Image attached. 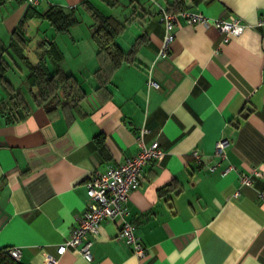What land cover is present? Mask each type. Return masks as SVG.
<instances>
[{"label": "crops", "instance_id": "crops-1", "mask_svg": "<svg viewBox=\"0 0 264 264\" xmlns=\"http://www.w3.org/2000/svg\"><path fill=\"white\" fill-rule=\"evenodd\" d=\"M171 1L0 0V55L9 63L12 58L7 70L18 67L31 97L21 92L30 111L20 120L0 110V248L20 246L21 263L48 264L51 253L56 264H264V175L241 182L256 166L264 173V22L257 23L264 20V0H185L209 22L180 20L169 54L160 57V8ZM88 3L112 16L123 5L124 16L114 17L126 27L116 40L126 51L136 46L135 60L107 75L98 71L108 61L97 57ZM53 4L85 10L90 18L87 26L79 17L61 32L47 20L51 26L38 43H57L61 66L86 92L76 106L49 112L33 99L29 67L16 63L9 45L25 15L29 40L28 21L42 20L38 13ZM231 15L248 25L224 43L215 19ZM149 77L158 85H148ZM8 96L1 94L0 104ZM143 125L145 142L157 140L165 151L145 165V179L126 203L147 253L137 256L118 237V220H103L89 236L91 259L73 247L59 255L58 245L87 208L86 179L134 154ZM222 137L225 158L214 154Z\"/></svg>", "mask_w": 264, "mask_h": 264}, {"label": "built area", "instance_id": "built-area-1", "mask_svg": "<svg viewBox=\"0 0 264 264\" xmlns=\"http://www.w3.org/2000/svg\"><path fill=\"white\" fill-rule=\"evenodd\" d=\"M40 0H27L29 5H35ZM160 20L164 24L165 34L162 42L159 56H167L171 49V44L175 39V27L184 20L187 23H207L209 17L203 12L190 11L183 9L179 11L168 10L167 7L160 8ZM264 20L259 19L258 24ZM215 24L224 34L223 42H228L232 36L241 34L248 24L236 15L229 18H217ZM148 85H158V83L149 77ZM149 129L143 125L140 127L138 137V150L128 156L123 162L109 166L105 170H95L91 172L85 181L86 192L88 195L87 208L78 218L77 224L71 229L68 238L58 245L57 252L63 254L68 247L76 248L87 259L92 258L91 245L93 240L90 234L99 232L100 224L103 220H118V237L129 244L137 256H144L147 253V246L136 233V224L128 219L126 203L128 194L131 190L139 187L145 179V165L152 159L162 158L165 154L164 149L157 140L150 144L145 142V134ZM228 140L220 138L215 144L214 154L221 158L226 157V146ZM193 154L199 161L203 160V154L195 148ZM216 165L210 168L213 170ZM232 166L225 169L227 172ZM264 173L258 166L254 167L249 174L241 175L242 183H250L254 176H263ZM239 191L237 192V194ZM259 196L264 198V188L260 190ZM8 253L14 259H20L22 250L20 246L7 247ZM48 264H56L58 256L51 253L46 254Z\"/></svg>", "mask_w": 264, "mask_h": 264}, {"label": "trees", "instance_id": "trees-1", "mask_svg": "<svg viewBox=\"0 0 264 264\" xmlns=\"http://www.w3.org/2000/svg\"><path fill=\"white\" fill-rule=\"evenodd\" d=\"M196 3L203 0H194ZM88 11L94 20L93 38L97 43V57L106 66L101 65L98 71L106 70L104 75L109 74L119 67L124 61H134L136 46L126 51L117 42V36L126 27L124 20H119L112 15H106L90 3L87 4ZM185 0H173L169 2L167 9L179 11L187 9ZM39 17L48 20L55 30L67 31L78 23L79 17L74 9L67 10L60 5H50V7L38 13ZM25 15L20 20L18 26L13 31L10 42V49L22 59L29 67L28 82L31 85L32 97L37 104L44 105L49 112L57 110L59 107L66 109L71 105L76 106L85 96L86 92L82 88L79 80L71 72H67L61 66L63 52L54 40H44L38 43V59L34 62L25 53L27 38L22 29ZM2 48L8 51V48ZM10 63L3 54L0 55V83L4 86L8 100L0 104L1 109L9 110L8 119L17 121L23 118L30 111V105L26 98L17 90L11 81L5 76V71ZM108 69V70H107ZM0 264H23L14 259L7 251V247L0 248Z\"/></svg>", "mask_w": 264, "mask_h": 264}, {"label": "rangeland", "instance_id": "rangeland-1", "mask_svg": "<svg viewBox=\"0 0 264 264\" xmlns=\"http://www.w3.org/2000/svg\"><path fill=\"white\" fill-rule=\"evenodd\" d=\"M113 13H114V16H116L118 18L124 16V7H123V5H120L118 8L113 10ZM77 15H78V17L83 19L84 26H87V25H85V22H86L87 19H85V18L86 17L90 18L89 14L85 10H82V11L77 12ZM47 26L49 27L51 25L45 19H42V20H39V19L38 20H29L28 21V25L26 27H27V31H28L27 32V34H28L27 36H28L29 40L27 41V48L25 50V53H27L26 55L29 57L30 60L36 61L38 59L39 56H38V52L36 51V46H37L38 42L40 41L41 37L46 33L45 27H47ZM50 32H51V30H50ZM15 58H16L15 59L16 63H18L21 66H23V62L24 61L22 59H20L17 55L15 56ZM10 63H11V66H12V64H14V61L12 60V58H11ZM12 70H14V68H12L11 71H9V72L7 70V72L5 73V76L8 77V78H13V80L15 81V83L17 85H22L21 84L22 82H21V79H20L21 78V74L18 71V67H16L15 73L12 72ZM21 87L22 88L21 89L19 88V89L21 90V92L24 93L25 97L28 98V99H31L28 90H26V88H24L25 86L22 85ZM1 94H6V92L3 89V87L0 85V96H1ZM0 110H1V108H0Z\"/></svg>", "mask_w": 264, "mask_h": 264}, {"label": "bare ground", "instance_id": "bare-ground-1", "mask_svg": "<svg viewBox=\"0 0 264 264\" xmlns=\"http://www.w3.org/2000/svg\"><path fill=\"white\" fill-rule=\"evenodd\" d=\"M17 260H19V259H17Z\"/></svg>", "mask_w": 264, "mask_h": 264}]
</instances>
